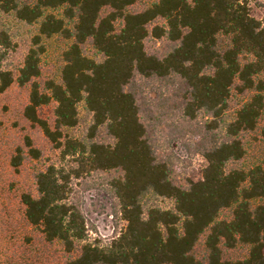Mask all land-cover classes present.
Wrapping results in <instances>:
<instances>
[{
	"label": "trees",
	"instance_id": "trees-1",
	"mask_svg": "<svg viewBox=\"0 0 264 264\" xmlns=\"http://www.w3.org/2000/svg\"><path fill=\"white\" fill-rule=\"evenodd\" d=\"M5 16L37 30L15 71L0 31V94L28 87L23 117L60 151L22 202L65 264H264V153L245 162L264 141V21L247 0H0ZM54 37L62 64L43 78ZM52 103L53 122L40 112ZM81 105L92 123L78 138L66 131ZM176 142L202 156V179L183 175ZM78 182L103 187L125 222L108 242L91 237Z\"/></svg>",
	"mask_w": 264,
	"mask_h": 264
},
{
	"label": "rangeland",
	"instance_id": "rangeland-1",
	"mask_svg": "<svg viewBox=\"0 0 264 264\" xmlns=\"http://www.w3.org/2000/svg\"><path fill=\"white\" fill-rule=\"evenodd\" d=\"M247 1L252 13L264 21V0ZM146 4L148 3H141L137 8L142 9ZM2 29L12 40L4 65L15 71L22 65L28 48L33 44L36 26L20 22L13 16H5L0 20V31ZM42 42L46 47L42 54L43 78L56 77L62 64V51L66 47V41L54 37ZM147 46L160 48L164 44L149 40ZM93 52L87 47V54H94ZM1 53L3 47L0 45ZM28 94V87H20L16 83L0 94V264H65L69 253L60 242L47 241L42 232L28 222L22 202L24 193L36 191V174L51 163L60 161V151L38 126L32 125L23 117ZM54 107L55 104L52 103L40 111L51 122L54 120ZM79 117V124L66 132L73 137L83 138L92 123V114L81 105ZM179 118L180 112L177 111V119ZM167 128L166 126L164 129ZM255 137L251 138L253 145L245 162L264 153V141L261 138L256 140ZM29 144L39 149L38 158L33 157L29 151ZM170 147L179 160V167L185 168L183 175L195 181L202 179L205 165L202 156L191 154L177 142ZM84 183L78 182L76 187L82 196L83 210L90 227L95 229L90 231V235L108 242L120 227H124L125 222L115 216L114 201L103 187L87 186ZM153 202L162 207L172 205L171 201L162 198L154 199ZM242 250L238 249L236 254L243 253Z\"/></svg>",
	"mask_w": 264,
	"mask_h": 264
}]
</instances>
